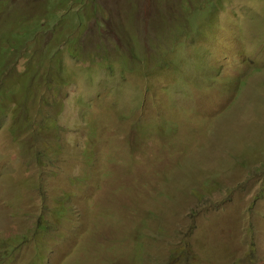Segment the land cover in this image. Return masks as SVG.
Here are the masks:
<instances>
[{
	"label": "rangeland",
	"instance_id": "rangeland-1",
	"mask_svg": "<svg viewBox=\"0 0 264 264\" xmlns=\"http://www.w3.org/2000/svg\"><path fill=\"white\" fill-rule=\"evenodd\" d=\"M263 183L264 0H0V264H264Z\"/></svg>",
	"mask_w": 264,
	"mask_h": 264
},
{
	"label": "clouds",
	"instance_id": "clouds-1",
	"mask_svg": "<svg viewBox=\"0 0 264 264\" xmlns=\"http://www.w3.org/2000/svg\"><path fill=\"white\" fill-rule=\"evenodd\" d=\"M4 57H6V55ZM25 121L31 123V121H29V120H25ZM44 133H46V134L43 136V138H42L41 141L42 142H44V141H50V140L53 141L54 143H56L58 145V151H60L61 148H62V141H61L62 136L61 135H58L60 133V129H59L58 123L57 122H54L52 128H48L46 131H44ZM38 147H39L38 145L32 146V152H33V158L32 159L34 160L36 157H38V161H41V164H40L39 167L42 168V169L45 168V166L47 165V163H50L52 165V163L49 160L45 159V156L43 155V153L42 154H36L35 155L36 149ZM263 191H264V183L261 185L260 192L253 195L252 202L255 205L258 204V203H260V202H263L264 201V192ZM235 192H239L237 186L234 187V188H232V189H230V190H228L225 193V196L223 197L222 200H225V201H227L226 203H228V204L230 203L231 204V200L233 199L232 197H233V195H234ZM206 200L207 199H202L201 201H199L200 202V205L202 203L206 202ZM217 206H218V203H216V205H213L212 207H208V212L217 213L218 212ZM164 208L166 210L168 209L166 207H164ZM198 208H200V207H198ZM168 213H172V212L171 211H168ZM204 213H207V212L204 211ZM170 218H172V217H167L164 220H162V219L154 220V221L148 223L147 225L150 226V227H152L153 232L156 233V227H157V229H160V227L162 226V224L166 220H168ZM197 218H199V215H198V213L195 210L194 211H191L189 213L188 219L191 221V223L189 224V227H190L191 230H194L195 229V224L194 223H195V221H196ZM154 222L156 223L155 225H154ZM183 245L189 246V244H187V243H183ZM180 256L182 257V260L184 262L189 257L188 254L185 253L183 250H175L174 249V251L170 255V258L172 260H174V261L177 262V260L179 259Z\"/></svg>",
	"mask_w": 264,
	"mask_h": 264
},
{
	"label": "trees",
	"instance_id": "trees-1",
	"mask_svg": "<svg viewBox=\"0 0 264 264\" xmlns=\"http://www.w3.org/2000/svg\"><path fill=\"white\" fill-rule=\"evenodd\" d=\"M61 80V79H60Z\"/></svg>",
	"mask_w": 264,
	"mask_h": 264
}]
</instances>
